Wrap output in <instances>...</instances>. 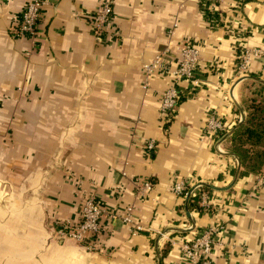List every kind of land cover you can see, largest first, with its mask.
I'll return each instance as SVG.
<instances>
[{
	"label": "crops",
	"instance_id": "obj_1",
	"mask_svg": "<svg viewBox=\"0 0 264 264\" xmlns=\"http://www.w3.org/2000/svg\"><path fill=\"white\" fill-rule=\"evenodd\" d=\"M32 1L0 0V264H189L182 245L212 226L213 264H264V174L240 177L223 149L242 116L245 49L262 51L249 73L264 77V0H226L217 26L198 0H48L35 41L16 34ZM109 1L100 41L89 16ZM187 43L201 54L199 87L173 74ZM167 47L170 72L146 82L144 66ZM172 86L183 98L166 121ZM212 116L219 133L207 130ZM145 181L153 190L141 196ZM177 183L211 206L190 209ZM92 197L107 212L94 252L57 234ZM129 207L141 231L112 217Z\"/></svg>",
	"mask_w": 264,
	"mask_h": 264
},
{
	"label": "built area",
	"instance_id": "obj_2",
	"mask_svg": "<svg viewBox=\"0 0 264 264\" xmlns=\"http://www.w3.org/2000/svg\"><path fill=\"white\" fill-rule=\"evenodd\" d=\"M198 2L199 6L205 12L210 25L217 26L222 22L226 23L227 19L224 18L220 12V8L226 0H198ZM47 3L48 0H34L23 9L20 23L16 29L17 36L27 38L31 41L37 39L42 10ZM113 17L114 10L110 1L103 3L89 16L88 23L91 32L97 40L102 41L105 38ZM170 50L171 47H167V50L163 55L158 56L155 60L144 66L146 82H149L150 77L156 70H161L163 73L170 72L171 68L168 63L164 61L165 56L169 54ZM178 50L180 52V61L177 68L173 71V74L177 76V79L190 81L194 87H199L200 80L197 78L196 74L201 64V54L199 49L195 45L187 43L179 45ZM261 53L262 51L260 49H245L241 55V59L244 60L243 68L245 69L246 64L251 60V57L260 56ZM241 72L242 77H245L246 75H244L243 71ZM147 86L148 84L146 87ZM182 98V92L175 86L163 91L161 94V114L166 121H170L173 118L175 110ZM223 129V122L219 120L218 117H210L207 123V130L209 133L215 134ZM155 148V142L148 141L147 150L152 152ZM218 149L221 151L219 146ZM201 187L202 185H198L195 189L201 190ZM152 190V183L150 181H145L139 185L138 194L143 196L150 193ZM175 193L184 198L188 195L196 194L195 190L187 193L183 183H177L175 185ZM199 195L201 197V204L204 207L209 208L211 206L209 201L210 194L208 192H202ZM106 213V209H104L95 197L89 198L82 209L81 223L76 226H73L70 223H64L58 228L57 234L60 238L73 240L86 247L88 251L94 252L97 248V239L100 232L101 221ZM123 213L124 215L114 213L112 214V217L117 218L120 216L122 222L131 226V230L134 233L142 230V228L135 222L133 207L125 209ZM192 228L193 227L191 226L186 227V229ZM217 231L218 229L216 227H209L199 233L193 241H188L182 245V253L188 260L189 264H213Z\"/></svg>",
	"mask_w": 264,
	"mask_h": 264
},
{
	"label": "trees",
	"instance_id": "obj_3",
	"mask_svg": "<svg viewBox=\"0 0 264 264\" xmlns=\"http://www.w3.org/2000/svg\"><path fill=\"white\" fill-rule=\"evenodd\" d=\"M226 143L229 145V151L235 153L240 159V177L260 173L264 167V101L252 103L249 115L226 140ZM202 190L209 189L203 187ZM186 192L188 193V190ZM187 198L190 209L204 210L199 194H191Z\"/></svg>",
	"mask_w": 264,
	"mask_h": 264
},
{
	"label": "rangeland",
	"instance_id": "obj_4",
	"mask_svg": "<svg viewBox=\"0 0 264 264\" xmlns=\"http://www.w3.org/2000/svg\"><path fill=\"white\" fill-rule=\"evenodd\" d=\"M250 59H252V57ZM250 66L251 65H250V60H249V62L246 64L245 69H244L243 68L244 67V60L243 59L240 60L241 71H243L244 75L251 76L253 78H249V80L244 83V86H242L241 90L238 92V94H239L238 98L237 97L234 98L236 100L237 106L239 107V111H241V113H242V116H239V118L237 120V124H236L237 128H239L241 123L249 115L250 107H251L252 103L254 101H256V102L264 101V77H261V75H258V74L249 73ZM236 127L232 131H235L237 129ZM219 132H221V131H219ZM230 136H228L227 138H229ZM217 149H218V147H217ZM223 149L226 152H230L229 151V145H227V143L225 144ZM218 151H219V149H218ZM231 154H233V156H235L237 159H239V157L235 153H231ZM239 162H240V159H239ZM240 167H241V162H240ZM263 174H264V167L262 168L260 173H258L256 175L259 176V175H263Z\"/></svg>",
	"mask_w": 264,
	"mask_h": 264
},
{
	"label": "water",
	"instance_id": "obj_5",
	"mask_svg": "<svg viewBox=\"0 0 264 264\" xmlns=\"http://www.w3.org/2000/svg\"><path fill=\"white\" fill-rule=\"evenodd\" d=\"M249 78H253V77H251V76H245V77H242V78L239 79V81L235 84L234 88H235L240 82H242V81H244V80H246V79H249ZM234 88L232 89V91H234ZM236 128H237V127H236ZM233 133H234V131H232V132L230 133V135H232ZM238 164H239V167H240L239 159H238ZM235 183H236V182H235ZM235 183H233V184H235ZM202 186H206V187H209V188H213V187H211V186L208 185V184H202ZM230 188H232V186H230L228 189H230ZM213 189H216V188H213ZM216 190H222V189H216ZM224 190H225V189H224ZM188 198H189V197H188ZM187 214H188V217H191L188 208H187Z\"/></svg>",
	"mask_w": 264,
	"mask_h": 264
},
{
	"label": "bare ground",
	"instance_id": "obj_6",
	"mask_svg": "<svg viewBox=\"0 0 264 264\" xmlns=\"http://www.w3.org/2000/svg\"><path fill=\"white\" fill-rule=\"evenodd\" d=\"M231 96L233 97V91L231 92ZM235 100V99H234Z\"/></svg>",
	"mask_w": 264,
	"mask_h": 264
}]
</instances>
